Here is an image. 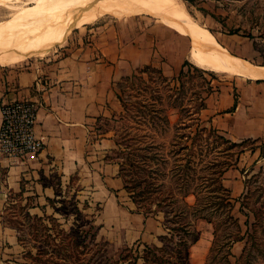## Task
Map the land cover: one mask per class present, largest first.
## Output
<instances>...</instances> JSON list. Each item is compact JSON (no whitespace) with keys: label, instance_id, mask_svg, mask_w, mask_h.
I'll list each match as a JSON object with an SVG mask.
<instances>
[{"label":"rangeland","instance_id":"rangeland-1","mask_svg":"<svg viewBox=\"0 0 264 264\" xmlns=\"http://www.w3.org/2000/svg\"><path fill=\"white\" fill-rule=\"evenodd\" d=\"M177 1L234 55L264 65V0ZM24 5L27 3L20 2L17 9L0 5V21L11 18ZM111 39L142 46L147 56L136 68L148 65L154 70L149 71L151 80L143 74L133 78L134 85L123 82L128 74L121 75L115 82L119 112L101 123L115 143L113 154L125 188L132 200L135 197L140 203L137 210L145 216L159 217L165 234L181 222L191 223L190 229L198 237L189 246L187 257L181 254L183 264H222L218 247L208 261L207 254L214 224L219 234L226 228L222 221L225 209L217 208L223 194L216 187L223 184L225 171L234 170L245 181L242 195L230 194L232 214L241 229L238 242L246 246L244 264H264V143L248 141L228 149L217 136L222 134L213 132L214 128L201 118L198 107L224 81L247 78L196 66L190 59L189 38L165 19L145 13L106 14L67 28L8 66L43 60L62 47H97ZM256 147L260 148L257 156L252 154ZM182 199L213 222L193 219V210L187 215H174L182 208ZM50 206L52 212L42 216L19 210L13 220L23 247L20 264H144L146 243L113 246L97 237L93 215L84 211L86 204L81 205L74 195L61 194L50 201ZM148 245L160 246L161 241ZM240 254L232 256L231 264H238Z\"/></svg>","mask_w":264,"mask_h":264},{"label":"crops","instance_id":"crops-1","mask_svg":"<svg viewBox=\"0 0 264 264\" xmlns=\"http://www.w3.org/2000/svg\"><path fill=\"white\" fill-rule=\"evenodd\" d=\"M146 56L142 46L111 39L97 47H62L21 65L0 64V126L3 103L37 101L35 132L44 141L36 156L22 162L0 156V264L24 260L13 224L19 210L49 214L50 201L61 194L86 204L97 237L113 246L160 242L165 230L159 217L137 210L114 158L115 143L101 125L119 112L116 80L131 74ZM204 104L201 118L225 138L264 143L263 79L224 81ZM259 151L256 147L252 154ZM223 184L232 197L244 193V176L234 170L225 171ZM242 248L233 243V255Z\"/></svg>","mask_w":264,"mask_h":264},{"label":"bare ground","instance_id":"bare-ground-1","mask_svg":"<svg viewBox=\"0 0 264 264\" xmlns=\"http://www.w3.org/2000/svg\"><path fill=\"white\" fill-rule=\"evenodd\" d=\"M20 2H26L27 6L0 21V64L24 58L63 30L90 23L103 15L145 13L165 19L189 38L190 59L196 66L264 80V65L234 55L177 0H0V5L17 9Z\"/></svg>","mask_w":264,"mask_h":264},{"label":"trees","instance_id":"trees-1","mask_svg":"<svg viewBox=\"0 0 264 264\" xmlns=\"http://www.w3.org/2000/svg\"><path fill=\"white\" fill-rule=\"evenodd\" d=\"M250 38H253L251 34L247 35ZM150 69L154 71L151 66H144V68L136 69L131 74L126 75L123 78V82H129L130 85H134L132 82L133 78H141L143 74L147 75L148 80H151L152 77L149 74ZM184 70H180V74H183ZM161 79L163 81H166L165 77L161 76ZM264 81V80H263ZM127 82V83H128ZM121 86V85H120ZM143 90V89H141ZM121 100V97H119ZM204 100L203 102L198 106L199 111L204 107ZM163 120H165V123L169 125L167 117H165ZM203 130H206L203 128ZM213 132H217L213 129ZM220 140H222L226 145L227 148L230 149L231 147L242 145L245 142L248 141H242V142H233L227 138H225L223 135H217ZM122 170V169H121ZM218 173V172H217ZM220 175V172H219ZM222 178V177H221ZM216 190H219L223 196L220 201L217 203V208L222 210L225 209L224 216L222 218V221H225V231L221 234L218 233V225L214 224L213 229V240L212 244L209 248V252L207 254V261L209 260V257L211 253L218 247V250L221 252L220 258L223 261L222 264H231V258L233 256L232 253V245L239 239H241V236L239 235L240 232V225L238 223L237 218H235L232 214L233 210V203L230 200V193L229 190L223 186L222 182L218 183ZM186 195V192L184 193ZM133 201L136 203L137 206L140 205L138 199L133 197ZM183 200V199H182ZM191 213L193 215V219H205L207 222L211 223L213 220L201 212H198L199 209L195 206L190 207L184 200L182 201V208H179L177 213H174L177 217L181 215H187L188 213ZM242 206L240 207V211H242ZM190 211V212H189ZM198 213H197V212ZM190 224L187 223V221L179 223V227H173L171 228L170 233L164 234L160 237L161 245H145L144 248V254L142 255V259L144 264H183V260H181V254H185L187 257L188 254V248L189 246L194 243L198 237L196 231L192 232L190 229ZM232 227L234 229H232ZM190 235V238L188 236ZM217 241L219 243H217ZM246 256V246L243 247L242 252L238 258V264H244V260ZM204 264H207V262H204ZM209 264V263H208Z\"/></svg>","mask_w":264,"mask_h":264},{"label":"built area","instance_id":"built-area-1","mask_svg":"<svg viewBox=\"0 0 264 264\" xmlns=\"http://www.w3.org/2000/svg\"><path fill=\"white\" fill-rule=\"evenodd\" d=\"M37 101L15 99L1 106L0 156L10 161H24L43 148V138L35 132Z\"/></svg>","mask_w":264,"mask_h":264}]
</instances>
